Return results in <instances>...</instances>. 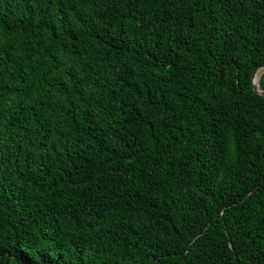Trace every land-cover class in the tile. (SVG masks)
Masks as SVG:
<instances>
[{"label":"trees","instance_id":"16d2710c","mask_svg":"<svg viewBox=\"0 0 264 264\" xmlns=\"http://www.w3.org/2000/svg\"><path fill=\"white\" fill-rule=\"evenodd\" d=\"M261 66L264 0H0V264H264Z\"/></svg>","mask_w":264,"mask_h":264},{"label":"water","instance_id":"95a60500","mask_svg":"<svg viewBox=\"0 0 264 264\" xmlns=\"http://www.w3.org/2000/svg\"><path fill=\"white\" fill-rule=\"evenodd\" d=\"M262 71H264V66H261V67L257 68L256 71H255L254 74H253V78H252V80H253V84H254V90H255V92L258 93V94H260L261 96H264V91H262L261 88H260V76H261V72H262ZM258 74H259L260 76H259V79H258V84H256V83H255V77H256ZM263 185H264V180L258 185L257 188L254 189L253 192H251V193L248 195V197L251 196L252 194H254L255 192H257V190H258L259 188H261Z\"/></svg>","mask_w":264,"mask_h":264},{"label":"bare ground","instance_id":"6f19581e","mask_svg":"<svg viewBox=\"0 0 264 264\" xmlns=\"http://www.w3.org/2000/svg\"><path fill=\"white\" fill-rule=\"evenodd\" d=\"M259 74L255 77V83L258 84Z\"/></svg>","mask_w":264,"mask_h":264}]
</instances>
